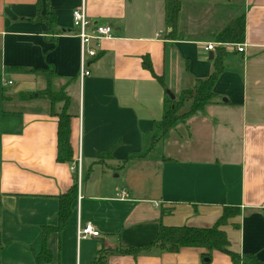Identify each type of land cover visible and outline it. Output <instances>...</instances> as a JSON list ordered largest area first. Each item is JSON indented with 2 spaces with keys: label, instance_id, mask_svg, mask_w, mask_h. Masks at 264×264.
<instances>
[{
  "label": "crops",
  "instance_id": "0c3cea01",
  "mask_svg": "<svg viewBox=\"0 0 264 264\" xmlns=\"http://www.w3.org/2000/svg\"><path fill=\"white\" fill-rule=\"evenodd\" d=\"M166 2L48 0L42 12L50 6L57 16L49 29L34 20L37 0H0V264H36L42 226L58 222V197L72 186L79 157L81 198L70 225L48 238L50 264H93L106 247L151 243L161 223L211 227L225 206L241 210L224 227L229 249L240 255V264H248L247 254L264 261V0H181L175 39L167 36ZM82 4L94 24L90 32L97 25L113 29L112 38L93 44L98 55L88 58L91 74L83 80L72 18ZM242 17L243 52L216 42L218 33ZM210 43L213 50L206 48ZM219 47L228 54L215 102L172 128L163 139L167 154L148 163L146 149L166 91L180 94L209 77ZM145 56L167 89L144 67ZM17 67L38 71L14 72ZM51 69L54 87L66 86L71 100L73 164L57 161L58 119L49 101L19 99L20 93L44 90L47 79L39 71ZM32 76L43 77L45 86L28 91L24 83ZM118 141L113 156L96 163ZM113 164L123 165L121 179L106 174ZM87 223L101 235L78 239V225ZM204 253L197 247L176 253L154 248L137 257L111 255L108 264H204ZM207 264L234 263L214 251Z\"/></svg>",
  "mask_w": 264,
  "mask_h": 264
},
{
  "label": "trees",
  "instance_id": "16d2710c",
  "mask_svg": "<svg viewBox=\"0 0 264 264\" xmlns=\"http://www.w3.org/2000/svg\"><path fill=\"white\" fill-rule=\"evenodd\" d=\"M48 0H37L38 14L34 20L44 22L52 29L56 24L57 16L54 10L48 6L45 13L43 7L48 5ZM181 10V0H167L166 2V23L171 31L167 36L169 39H175L177 35V27L179 22V14ZM246 24L245 19L237 18L231 22L225 29L216 35V42L227 44H241L245 41ZM228 54L225 47H219L214 60V70L209 77L196 80L195 84L184 89L180 94H175V99L166 91L164 98L163 115L161 120L156 123V133L152 138L149 150H152L157 141L165 139L172 128L179 122H184L191 116L202 112L206 107L215 102L217 95L214 91L215 84L225 70L224 57ZM143 65L148 69L158 81L166 87L164 76H158L153 68L149 56L144 57ZM13 71L18 72H36L38 70H28L21 67L13 68ZM45 74L47 79V87L38 92H23L20 93L19 99L29 100L33 98H43L50 103V113L58 119L57 130V161L60 163L73 164L76 160V152L71 142L72 136V119L73 115L69 111L70 96L66 92V86H62L59 90L54 87L55 73L54 70L39 71ZM75 80V78L73 79ZM167 89V87H166ZM5 101V100H4ZM189 103L187 111H181L182 108ZM62 104L58 109V105ZM118 141L107 151L101 152L98 155L96 163L104 164L113 156L114 151L119 146ZM91 167L83 173V180L89 178ZM78 172L75 171L74 181L72 186L65 193L61 194L59 199L58 222L56 224L42 226V247L39 252H34L36 264H50L54 255L48 247V238L52 233L61 235L64 230L70 225L74 214V207L78 199ZM166 214V210L162 212ZM241 210L239 207L225 206L221 217L211 227H195V226H167L161 223L156 239L148 244L137 247H115L104 248L93 264H108V259L111 255H130L137 257L144 251L151 249H160L169 252H179L184 247H197L206 250L204 256V264H207L212 257L214 251H221L231 256L234 264H240L241 257L238 253L229 249L230 239L226 230L231 219L239 217ZM245 260L248 264H264L255 255H245Z\"/></svg>",
  "mask_w": 264,
  "mask_h": 264
},
{
  "label": "built area",
  "instance_id": "2783aa9c",
  "mask_svg": "<svg viewBox=\"0 0 264 264\" xmlns=\"http://www.w3.org/2000/svg\"><path fill=\"white\" fill-rule=\"evenodd\" d=\"M73 24L74 27L78 29V37L81 41V73L80 77L83 80L85 77L89 76L90 70L87 66L88 58H95L98 55L97 49L94 47V43H99L103 39H110L112 38V26L109 24L106 25H97L95 28L90 32V27L94 24L92 20L89 18L85 4H82L81 7H78L73 10L72 13ZM232 48L238 50L239 52H243L245 49L244 44H233L231 45ZM207 50H213L215 45L210 43L207 45ZM77 167L76 170L78 172V190L81 187L82 183V165H81V158L77 159ZM75 169V168H74ZM124 196H127V193L124 192ZM79 199L81 198L79 192ZM78 239H86L88 237H99L101 235L100 231L94 227L91 223L87 224H79L77 229Z\"/></svg>",
  "mask_w": 264,
  "mask_h": 264
},
{
  "label": "rangeland",
  "instance_id": "374dc122",
  "mask_svg": "<svg viewBox=\"0 0 264 264\" xmlns=\"http://www.w3.org/2000/svg\"><path fill=\"white\" fill-rule=\"evenodd\" d=\"M32 82L31 83H24L26 85V89L28 91H32V90H40L43 86H45V79L43 77H39V78H36L35 76H32ZM18 79V81H17ZM20 77L18 78H15L14 77V80L16 82V84H21L19 81ZM44 88V87H43ZM26 89H22L21 91H27ZM60 88H58L59 90ZM188 107H189V103H187L181 111H187L188 110ZM152 142V141H151ZM150 145L151 143L148 145L147 149L150 148ZM146 149V151H148ZM167 150H168V146L165 144V141H163V139H160L157 141L155 147L152 149V150H149L148 152H150V156H148V163L150 162H155L157 161L158 159H160V156H165L167 154ZM124 164V162L122 163ZM118 165V164H113V165H110L109 167L106 166V170H107V175L110 176V177H114L116 175H120V178H122V175H123V165Z\"/></svg>",
  "mask_w": 264,
  "mask_h": 264
},
{
  "label": "water",
  "instance_id": "95a60500",
  "mask_svg": "<svg viewBox=\"0 0 264 264\" xmlns=\"http://www.w3.org/2000/svg\"><path fill=\"white\" fill-rule=\"evenodd\" d=\"M213 54H214L213 52L210 53V58L211 59H213V56H214ZM167 92L171 96L172 99H175L176 96L171 90H168Z\"/></svg>",
  "mask_w": 264,
  "mask_h": 264
}]
</instances>
